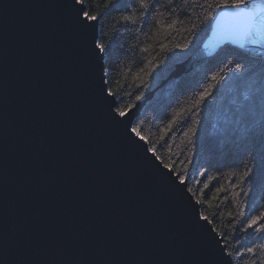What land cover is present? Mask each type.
Instances as JSON below:
<instances>
[{"label":"water","instance_id":"1","mask_svg":"<svg viewBox=\"0 0 264 264\" xmlns=\"http://www.w3.org/2000/svg\"><path fill=\"white\" fill-rule=\"evenodd\" d=\"M79 8L0 0V264H220L223 240L186 181L130 131L152 92L114 118ZM262 20L217 8L168 77L227 44L264 54Z\"/></svg>","mask_w":264,"mask_h":264},{"label":"trees","instance_id":"2","mask_svg":"<svg viewBox=\"0 0 264 264\" xmlns=\"http://www.w3.org/2000/svg\"><path fill=\"white\" fill-rule=\"evenodd\" d=\"M218 2L159 0L148 12L133 5L140 17L135 23H117L124 13L109 12L98 24V35L109 45L103 54L105 78L118 89L117 104L136 103L152 92L132 127L139 126L149 148L155 146L158 158L184 178L201 215L226 238L224 245L241 250L243 260L234 255L232 264H259L264 233L244 225L264 211V54L227 44L187 72L168 77L206 36ZM130 4L132 0H120L118 7ZM173 21V28L166 27ZM161 44L169 50L161 51ZM151 64L157 67L149 72ZM137 75L143 83L133 80ZM203 91L209 95L197 103ZM248 247L254 253L244 252Z\"/></svg>","mask_w":264,"mask_h":264},{"label":"snow or ice","instance_id":"3","mask_svg":"<svg viewBox=\"0 0 264 264\" xmlns=\"http://www.w3.org/2000/svg\"><path fill=\"white\" fill-rule=\"evenodd\" d=\"M159 0H154V3L149 4L146 0H132V4L125 6L121 9L119 6L120 0H74V3L80 5V8L77 10V18L80 25L84 29H93V49L94 51H98L100 54H104L106 49L109 47L108 43L104 42L103 34L96 35V26L102 21V19L108 15L109 12H120L122 11L124 14L119 15L117 23L120 24H131L135 23L140 17H138L135 12L132 10L133 5L138 7L139 9L144 10V12H148L151 7H154ZM173 0H168V3L171 4ZM89 5V10H86L84 5ZM94 4H98L99 7H93ZM249 0H219L218 3L215 4V8H227L232 10V14L235 16H243L247 17L249 22H254L257 15L264 16V11H262L260 5H253L251 8L248 7ZM264 23V20L261 21ZM177 21H173L172 24L166 25L168 28H173ZM255 33L253 32L252 35ZM161 51H168L169 46L167 44H161ZM176 48H187V44H177L174 45ZM148 49L145 48L144 51ZM156 64H151L148 68V71L151 72L152 69L156 68ZM237 69H239L240 65H236ZM143 71V69H141ZM133 80H139L140 83H143V80L137 75L133 76ZM119 87H123V85H119ZM103 90L106 93V97H115L118 94L117 88H112L108 86V81L105 80L103 82ZM209 93L207 91H203L200 93V98L197 101L199 103L205 97H207ZM140 96L136 97V100H140ZM135 101L133 103H129L124 106H119L116 100H113L112 106H110V110L114 114V118H127L131 109L134 107ZM172 126V122L169 123V128ZM132 133L135 134L140 140H146L147 137L141 135V131L139 126L132 127L130 129ZM165 132L167 129L164 130ZM193 129H190L189 132H193ZM188 134V133H186ZM162 138V137H161ZM155 147V146H154ZM153 149H149V151H154ZM165 167H169L165 165ZM251 171V170H249ZM249 173L245 172L244 176H248ZM243 179V177H241ZM180 182L185 183L184 178H180ZM205 188L208 187L207 184L204 185ZM189 192H192L191 188L187 189ZM220 189H217V193ZM231 215V214H229ZM201 219L208 221L207 215H201ZM264 219V211H262L259 215L252 217L248 220L247 224L244 225V229H253L255 233H264V224H261L260 221ZM226 239V238H222ZM255 249L253 247H248L244 250L246 253H254ZM238 256L243 260V253L240 249H236L234 247H229L227 244L220 248L219 258L220 264H232L233 257ZM244 264H257L256 261H244ZM259 264H264V259L259 261Z\"/></svg>","mask_w":264,"mask_h":264}]
</instances>
